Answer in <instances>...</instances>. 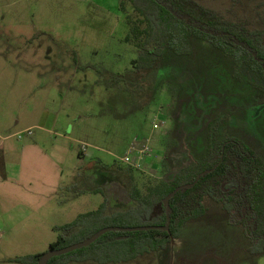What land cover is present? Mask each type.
Wrapping results in <instances>:
<instances>
[{"label":"rangeland","instance_id":"rangeland-1","mask_svg":"<svg viewBox=\"0 0 264 264\" xmlns=\"http://www.w3.org/2000/svg\"><path fill=\"white\" fill-rule=\"evenodd\" d=\"M199 2L264 41V0ZM130 12L120 0H0V138L12 176L9 184L0 171V264L47 251L62 232L54 226L99 205L103 196L91 190L106 178L128 187L123 171L101 163L126 166L137 141L150 155L135 167L140 186L160 178L165 160L173 172L200 161L212 124L217 139L238 138L264 160L260 76L243 67L236 79L232 59L195 37L191 54L165 50L153 68L138 70V50L124 40ZM44 108L52 118L40 117ZM203 203L205 214L164 249L106 264H264V252L248 251L239 218L210 197ZM124 207L110 201L106 212Z\"/></svg>","mask_w":264,"mask_h":264},{"label":"trees","instance_id":"trees-1","mask_svg":"<svg viewBox=\"0 0 264 264\" xmlns=\"http://www.w3.org/2000/svg\"><path fill=\"white\" fill-rule=\"evenodd\" d=\"M127 5L131 12L126 14L129 29L124 40L138 50L137 58L132 60L136 69L153 68L165 50L175 55L191 54L190 38L195 37L232 59L236 79L241 78L240 70L247 67L264 83V41L260 31L247 30L241 24L225 19L199 0H120L123 11ZM257 88L264 92V85ZM81 153L79 150L78 156ZM101 165L112 173L113 168L123 171L129 186H124L112 175L103 185L92 189L91 192L101 193L103 200L95 209L54 226L55 230L62 232L49 243L50 248L58 249L83 240L105 226L165 225L163 198L176 186L193 182L201 171L215 167L203 174L192 187L177 191L169 199L168 231H107L87 246L51 257L47 264H74L88 260L99 264L120 263L164 249L179 237L188 221L205 214V196L221 203L222 210L231 219L233 216L239 218L236 222L243 227L251 242L249 252H264V160L242 140L233 137L217 139L213 127L206 154L200 161L187 163L173 172L165 160L160 178H148L141 186L137 182L135 167L116 162ZM110 201L125 207L107 213ZM42 253L7 260L37 264Z\"/></svg>","mask_w":264,"mask_h":264},{"label":"water","instance_id":"water-1","mask_svg":"<svg viewBox=\"0 0 264 264\" xmlns=\"http://www.w3.org/2000/svg\"><path fill=\"white\" fill-rule=\"evenodd\" d=\"M213 168L211 169H206L201 171L200 173H198V175L196 176V179L193 182L190 183H185V184H181L176 186L170 193H168V195H166L163 200L162 203L165 207V215H166V223L165 225H137V226H117V225H110V226H105L100 228L99 230H97L95 233H93L91 236L77 241L75 243H71L69 245H66L64 247L58 248V249H53L50 248L43 252L37 262V264H47L48 260L53 257V256H57V255H61V254H65L68 253L70 251H73L75 249L87 246L89 244H91L92 242H94L97 238H99L102 234H104L107 231H136V230H147V229H161V230H166L168 231L169 229V223H170V208H169V199L179 190H184L185 188L188 187H192L197 180L205 173L213 170Z\"/></svg>","mask_w":264,"mask_h":264},{"label":"built area","instance_id":"built-area-1","mask_svg":"<svg viewBox=\"0 0 264 264\" xmlns=\"http://www.w3.org/2000/svg\"><path fill=\"white\" fill-rule=\"evenodd\" d=\"M153 127L156 128L158 127L157 123L153 124ZM30 135L31 134V129H25L19 133L16 134L17 138H22V135ZM24 136V135H23ZM85 147L82 146V149H84ZM132 150H135L136 154L135 157H130L128 154H126L122 160L123 162L130 164L134 167H140L141 163L143 162L142 160L145 159L146 157L150 156L149 155V147L147 146L146 143H142V142H136L135 144H133L131 146Z\"/></svg>","mask_w":264,"mask_h":264},{"label":"crops","instance_id":"crops-1","mask_svg":"<svg viewBox=\"0 0 264 264\" xmlns=\"http://www.w3.org/2000/svg\"><path fill=\"white\" fill-rule=\"evenodd\" d=\"M42 113H41V116L40 117H43L44 116V114H43V112H45V115L47 116V117H49V118H52L51 116H50V113L48 112V110L46 109V108H44L42 111H41ZM43 122V121H42ZM42 122H40L39 121V124H37V126L36 125H34V126H36V127H38L41 131H43V132H47V131H49V126H47V125H45V124H43ZM0 137H3V136H0ZM146 161V160H150V158H149V156L148 157H146L145 159H143L142 161ZM171 160V159H170ZM14 161H16V160H14ZM21 162V161H20ZM175 162V161H174ZM8 163H9V161H8V158H7V155H6V152H5V150H4V144H3V142H2V138H0V166L3 168V169H1V167H0V171L1 172H3L4 170V172H5V176H4V179H3V181H7V183H9V184H11V182L12 181H9L10 179H12L11 177V174H10V172L8 171ZM19 165H20V163H18V168H19ZM21 165H22V163H21ZM77 167V166H76ZM73 170H74V168H73ZM72 170V171H73ZM58 171L60 172V174H62L63 173V171H62V169H58ZM74 173V172H73ZM13 179H15V177H13ZM106 180H107V178H106ZM102 200H103V198H102ZM101 200V201H102ZM100 201V202H101ZM100 204V203H99Z\"/></svg>","mask_w":264,"mask_h":264},{"label":"flooded vegetation","instance_id":"flooded-vegetation-1","mask_svg":"<svg viewBox=\"0 0 264 264\" xmlns=\"http://www.w3.org/2000/svg\"><path fill=\"white\" fill-rule=\"evenodd\" d=\"M246 68H247V67H246ZM263 85H264V83H263ZM211 126H212L211 129H212L213 127H214V129H215V126H214L213 124H212ZM225 138H226V137H225ZM214 167H215V166H214Z\"/></svg>","mask_w":264,"mask_h":264}]
</instances>
